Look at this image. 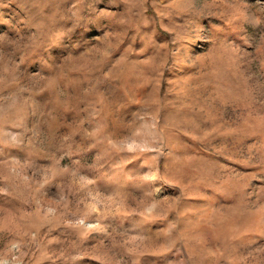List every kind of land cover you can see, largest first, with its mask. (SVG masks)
<instances>
[{
    "label": "rangeland",
    "instance_id": "1",
    "mask_svg": "<svg viewBox=\"0 0 264 264\" xmlns=\"http://www.w3.org/2000/svg\"><path fill=\"white\" fill-rule=\"evenodd\" d=\"M0 264H264V0H0Z\"/></svg>",
    "mask_w": 264,
    "mask_h": 264
}]
</instances>
